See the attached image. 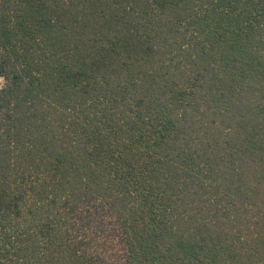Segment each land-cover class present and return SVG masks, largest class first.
Returning a JSON list of instances; mask_svg holds the SVG:
<instances>
[{"label":"trees","instance_id":"obj_1","mask_svg":"<svg viewBox=\"0 0 264 264\" xmlns=\"http://www.w3.org/2000/svg\"><path fill=\"white\" fill-rule=\"evenodd\" d=\"M0 76V264H264V0H0Z\"/></svg>","mask_w":264,"mask_h":264},{"label":"rangeland","instance_id":"obj_2","mask_svg":"<svg viewBox=\"0 0 264 264\" xmlns=\"http://www.w3.org/2000/svg\"><path fill=\"white\" fill-rule=\"evenodd\" d=\"M5 84H6V82H5L4 78H2V77L0 76V89H2V88L5 86ZM101 206H103V205L98 204V206H97V204H95L93 207H95V208H97V207L100 208ZM104 209H105V208H104ZM104 209H103V207H102V208H100V209H94V210H93V213H96V214H97L95 220L93 219V220H94L93 228H94L95 233H96V234L93 233V235L99 237V238H98V241L100 242V243L97 244V246H98L97 249L107 248V246L104 245V242H102V241L99 240V239L106 237L107 234H109L110 231H111V229H112V226H111V218H110V215H111L112 213H109V212L107 211V208H106V210H104ZM83 216H85L86 221H88V220H92V218H89L88 215L85 214V213H84ZM100 252H101V251H100ZM110 255H112V254H110V253L108 252V253L106 254V257H107V258H108V257L112 258ZM113 255L117 256V253H116V254H113ZM112 259H113V258H112ZM110 260H111V259H110Z\"/></svg>","mask_w":264,"mask_h":264}]
</instances>
